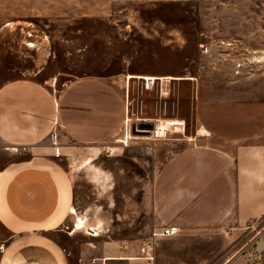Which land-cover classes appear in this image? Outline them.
Masks as SVG:
<instances>
[{
	"label": "rangeland",
	"instance_id": "rangeland-1",
	"mask_svg": "<svg viewBox=\"0 0 264 264\" xmlns=\"http://www.w3.org/2000/svg\"><path fill=\"white\" fill-rule=\"evenodd\" d=\"M244 50L264 53V0H0V85L27 78L59 92L96 77L126 90L130 121L117 136L122 141L89 155L92 164L87 157L63 162L85 221L75 235L56 236L74 262L87 252L84 264H105L96 257L112 255L131 257L129 264H264V251L257 258L239 252L264 220L232 234L229 227L190 231L184 243L156 237L153 260L142 251L157 229L154 176L176 151L264 144V66L248 62ZM234 59L245 61L239 72ZM144 77L163 79L146 89ZM170 120L185 129L152 140L149 125ZM8 156L0 151V164Z\"/></svg>",
	"mask_w": 264,
	"mask_h": 264
},
{
	"label": "crops",
	"instance_id": "crops-1",
	"mask_svg": "<svg viewBox=\"0 0 264 264\" xmlns=\"http://www.w3.org/2000/svg\"><path fill=\"white\" fill-rule=\"evenodd\" d=\"M125 98L126 90L113 78H78L59 92L27 78L0 85V151L9 155L0 164V264H84L88 259L83 252L74 262L56 237H71L80 220L85 224L74 203L77 182L63 162L87 157L86 165L92 164L91 155L122 141L117 136L130 121ZM54 129L59 157L50 138ZM23 147L28 153L16 154ZM152 206L155 232L177 226L179 232L168 237L183 243L194 230L256 229L264 220V144H240L234 150L197 144L176 151L154 176ZM261 244L264 230L239 252L263 257ZM101 259L105 264L132 260L96 257Z\"/></svg>",
	"mask_w": 264,
	"mask_h": 264
},
{
	"label": "built area",
	"instance_id": "built-area-1",
	"mask_svg": "<svg viewBox=\"0 0 264 264\" xmlns=\"http://www.w3.org/2000/svg\"><path fill=\"white\" fill-rule=\"evenodd\" d=\"M226 45L228 48L231 49H238L237 44L233 42H229ZM243 54H245L247 61L250 63L258 64L264 66V53L258 54L257 52H252L250 50H244L242 51ZM235 65L237 67L238 72L240 69L243 68L245 65L244 59H234ZM163 78H153V77H145L144 78V87L146 89H153V87L156 84V81L162 80ZM170 93V89L168 85L163 86L161 89V94L163 96H167ZM129 122V119L127 120V124ZM185 124L184 121H179V120H170V121H157L153 124V127L150 130V138L155 141H160V140H167L173 137V135L182 132ZM50 138L54 143L55 146V156L59 157L61 155V149L57 145L55 139H56V130L54 129L51 134ZM17 151H21L23 153H28V148L23 147L21 150L18 148L16 149ZM179 232V228L177 226H168L164 227L161 232H154L153 237L148 239L142 248V251L145 252L146 258L148 260H153L154 256L151 255V252L154 250V240L158 236H172L175 235Z\"/></svg>",
	"mask_w": 264,
	"mask_h": 264
},
{
	"label": "bare ground",
	"instance_id": "bare-ground-1",
	"mask_svg": "<svg viewBox=\"0 0 264 264\" xmlns=\"http://www.w3.org/2000/svg\"><path fill=\"white\" fill-rule=\"evenodd\" d=\"M145 78V77H144ZM153 78H158V77H153ZM168 79H177V80H181L183 78H179V77H170ZM129 139V137L127 138ZM8 150V149H7ZM84 226H83V222L82 220H80L78 223H77V229H82ZM83 230V229H82ZM89 231H91V234L94 235V236H98V233L96 232V230H93V229H88Z\"/></svg>",
	"mask_w": 264,
	"mask_h": 264
},
{
	"label": "water",
	"instance_id": "water-1",
	"mask_svg": "<svg viewBox=\"0 0 264 264\" xmlns=\"http://www.w3.org/2000/svg\"><path fill=\"white\" fill-rule=\"evenodd\" d=\"M149 127L152 128L153 127V124L152 125L150 124Z\"/></svg>",
	"mask_w": 264,
	"mask_h": 264
}]
</instances>
